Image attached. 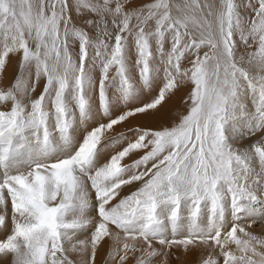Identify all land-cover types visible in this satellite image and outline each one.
<instances>
[{
	"label": "snow or ice",
	"instance_id": "obj_1",
	"mask_svg": "<svg viewBox=\"0 0 264 264\" xmlns=\"http://www.w3.org/2000/svg\"><path fill=\"white\" fill-rule=\"evenodd\" d=\"M0 264H264V0H0Z\"/></svg>",
	"mask_w": 264,
	"mask_h": 264
},
{
	"label": "rangeland",
	"instance_id": "obj_2",
	"mask_svg": "<svg viewBox=\"0 0 264 264\" xmlns=\"http://www.w3.org/2000/svg\"><path fill=\"white\" fill-rule=\"evenodd\" d=\"M245 143H247V141H245ZM127 162H130V161H127ZM259 232V230H257Z\"/></svg>",
	"mask_w": 264,
	"mask_h": 264
},
{
	"label": "bare ground",
	"instance_id": "obj_3",
	"mask_svg": "<svg viewBox=\"0 0 264 264\" xmlns=\"http://www.w3.org/2000/svg\"><path fill=\"white\" fill-rule=\"evenodd\" d=\"M259 206V205H258Z\"/></svg>",
	"mask_w": 264,
	"mask_h": 264
}]
</instances>
